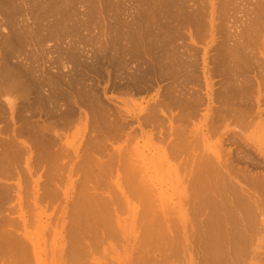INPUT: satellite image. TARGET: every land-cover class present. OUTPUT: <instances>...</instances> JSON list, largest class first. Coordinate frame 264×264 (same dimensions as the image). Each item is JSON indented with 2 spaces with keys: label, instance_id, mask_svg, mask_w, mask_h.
Returning a JSON list of instances; mask_svg holds the SVG:
<instances>
[{
  "label": "bare ground",
  "instance_id": "bare-ground-1",
  "mask_svg": "<svg viewBox=\"0 0 264 264\" xmlns=\"http://www.w3.org/2000/svg\"><path fill=\"white\" fill-rule=\"evenodd\" d=\"M3 26L0 96L5 92L10 115L0 128V250L10 252L7 263L25 260L16 252L27 249L29 209L24 213L22 203L32 187L39 208L61 200L64 190L59 236L67 243L68 237L74 264L89 255L93 264H105L94 256L101 249L111 258L106 264L128 262L111 241L102 246L127 228L117 213L123 203L142 207L137 264H164L150 260L146 245L173 233L171 210L182 222L186 264H199L186 235L190 211L205 222L203 248L194 246L203 249V264H258L264 163L242 153L239 141L247 142L251 123L264 136V0H0ZM213 77L220 78L216 87ZM60 126L70 135L63 142ZM262 136L256 149L264 157ZM232 142L239 143L235 151L225 146ZM158 152L159 171L149 161ZM38 171L29 190L26 176ZM12 178L18 189L6 182ZM164 178L172 184L175 178L173 192ZM22 183L28 197L20 194ZM14 192L17 206L7 208ZM14 209L24 238L10 218ZM176 239L170 241L178 250Z\"/></svg>",
  "mask_w": 264,
  "mask_h": 264
},
{
  "label": "rangeland",
  "instance_id": "rangeland-1",
  "mask_svg": "<svg viewBox=\"0 0 264 264\" xmlns=\"http://www.w3.org/2000/svg\"><path fill=\"white\" fill-rule=\"evenodd\" d=\"M4 27V28H3ZM3 27H1L0 28V33H2V34H4L6 31L4 30L5 29V26H3ZM5 31V32H3V30ZM0 40H2V37L0 38ZM50 42L48 41V44H49ZM47 44V43H46ZM201 44H203V42L201 43ZM201 45H198L196 48L198 49V47H200ZM211 47H213V45L211 46ZM201 48L202 47H200V50H201ZM213 52V49L212 48H210V53H212ZM0 56H1V54H0ZM16 60V61H15ZM18 60H20V58L18 57V59L16 58H12V61L13 62H17ZM0 63H2V62H0ZM201 65V64H200ZM213 80L215 79V81H216V84H214V86L216 87L217 85H218V81H219V77L216 79V78H212ZM214 81V82H215ZM201 88H203V86L201 87ZM202 91H204L203 89H201ZM144 97H147V96H144ZM148 98V97H147ZM0 100L2 101V106H0V114H1V117H0V128L5 124V120H3V119H6L7 117H8V115H10V113H8L9 112V108H8V106L6 107L5 106V92L4 93H2L1 94V96H0ZM18 100H20V102H19V104L21 103V99H18ZM22 104V103H21ZM263 106H260V107H264V104H262ZM5 107H6V109H5ZM6 110V111H5ZM203 111V108H202V110H201V112ZM8 113V115H7V113ZM25 112H27V111H25ZM24 113V112H23ZM7 117H6V116ZM2 116L4 117L3 119H2ZM9 118H7V120H8ZM18 124H19V122H17ZM17 123L16 124H11V128L13 129L14 127H16V125H17ZM252 124V125H251ZM247 128H246V130H245V134L244 135H247V137L249 138V139H247V142L245 141V139H243L244 141L243 142H245V143H243V142H241V141H239V143H241V144H239L238 142L237 143H235V142H232V144H224L225 146H227V147H231V149L233 150V151H235V149H237V148H239L238 147V144H239V146L241 147L240 149V151L242 152V150L243 151H245L244 153H247L248 154V156H250V158H254V160L256 159V160H258V161H262V163H264V157H263V154H260V153H258L257 152V149L258 148H260L261 147V144H262V141H259V139H260V136H262V132H260L261 130H259V128H260V126H258V124H255V123H251ZM13 125H15V126H13ZM4 128H5V126H3ZM18 127V126H17ZM259 127V128H258ZM3 128V129H4ZM62 128V129H61ZM64 127H59L57 130L63 135L62 136V140H61V142H63V141H66L67 139H69L70 138V135H69V130H67V127H66V129L64 130L63 129ZM67 130V131H66ZM11 131V130H10ZM65 131V132H64ZM63 132V133H62ZM66 133V134H65ZM68 133V134H67ZM24 134H26V133H24ZM4 133L2 134V136L4 137ZM27 135V134H26ZM68 138H67V137ZM19 138H20V136H18ZM22 137V136H21ZM23 138V137H22ZM22 138H20V139H22ZM65 138H67V139H65ZM259 138V139H258ZM262 138H264V136H262ZM25 139V138H24ZM260 140H262V139H260ZM213 141H214V138H213ZM254 141H255V143H254ZM73 142V141H72ZM77 142H78V144L80 143V141L79 140H77L76 141V144L75 145H77ZM254 144H253V143ZM231 145V146H230ZM263 146V145H262ZM200 148V147H199ZM201 148H202V146H201ZM257 148V149H256ZM71 152H72V148H70L69 149ZM200 150H203V148L202 149H200ZM208 151V150H207ZM247 151V152H246ZM70 152V153H71ZM202 153V151H198V153ZM204 152V151H203ZM243 153V152H242ZM251 153V154H250ZM72 154V153H71ZM157 154V157L155 156ZM260 154V155H259ZM161 156V158H160V156ZM243 156V155H242ZM255 156V157H254ZM151 157H153L152 159L154 160V162H153V160L152 159H150ZM159 157V158H158ZM156 158H158V159H160V161H162L161 159H162V155L158 152V153H155L154 155H151L150 154V157H149V161L150 160H152V162L150 161V163L151 164H153L154 165V163H155V166H153L152 167V165L150 164V166L152 167V169H154L155 168V170H158L159 171V168H161L162 166V164H161V162L158 160V159H156ZM25 161V158L23 159V158H21V162H19V163H21L22 165H18V167H20V166H25V163H24V161ZM158 160V161H157ZM158 162H160V164L158 163ZM244 162H245V160L242 162V164H244ZM18 163V164H19ZM24 163V164H23ZM246 163V162H245ZM159 165V167H157ZM20 167V172H22V170L25 168V167ZM161 166V167H160ZM259 168L260 169H262L263 168V165L262 164H260V166H259ZM22 169V170H21ZM154 170V171H155ZM23 171H26V169L25 170H23ZM157 171V172H158ZM183 172V171H182ZM24 174H27L28 175V173L27 172H23ZM22 173V174H23ZM39 173H41V171H38V173L37 172H33L31 175H28V176H26L25 178L28 180V181H30V182H28L30 185L27 187L26 185L28 184V183H26V184H24V183H22L21 184V193L20 194H22L23 192V194H22V197H28L26 194H27V192H28V190H26L27 188L29 189V187L31 186V185H33V183H34V180H36V178L39 176ZM181 173V172H180ZM179 173V174H180ZM21 174V175H22ZM173 175V174H172ZM25 176V175H24ZM23 176V177H24ZM181 176V180L183 179V177L185 176V174L183 173V174H181L180 175ZM76 176H74L73 175V178H75ZM29 178V179H28ZM41 178V177H40ZM16 178H12L11 179V181L8 179V181L6 180V182L8 183V184H10L11 182H12V184L14 185V188L13 189H16L17 187H15L16 186V182H17V180H15ZM42 179H43V177H42ZM42 179H40V180H42ZM14 180V181H13ZM164 180H165V178H164ZM172 180H173V184L171 183V182H169V179H166L165 180V183H164V185H163V187H165V189H167L168 191H167V193H170V191L171 192H173V187H174V183H175V178L173 179L172 178ZM171 180V181H172ZM4 181V180H3ZM16 181V182H15ZM32 181H33V183H32ZM63 181H64V183H65V185H64V183H63ZM66 182H67V179L65 178V179H63L62 181H61V187L62 186H66ZM32 183V184H31ZM63 184V185H62ZM166 184V185H165ZM172 184V185H171ZM12 185V186H13ZM22 186H24V187H22ZM27 187V188H26ZM168 187V188H167ZM25 190H23V189ZM26 188V189H25ZM63 189L65 188V187H62ZM18 189V188H17ZM31 189V190H30ZM30 191L31 192H29L30 193V196H32V194H33V189H32V187H30ZM181 188H179V190H180ZM62 190V189H61ZM74 189H72V191H70V196L71 197H75V190L73 191ZM103 190V189H102ZM14 191H16V190H14ZM64 191V190H63ZM62 191V192H63ZM97 191H100V189L99 190H97ZM62 192L60 191V194H61V200H57V202L56 201H51V200H47V206L45 205L44 207H42L43 205L42 204H40V208L39 207H36L35 205H34V203L32 202V198L30 199L29 197L26 199H24L23 198V200H28V202L26 203H24V201H23V203H22V205H26V206H23L22 207V209H23V211H24V213H26L25 212V210H28V214H30V215H28L27 213H26V218H27V220L29 221V223H27V227H26V230H27V234H26V239L24 238V236L22 235V232L24 231V229H23V225H22V217L20 216L19 218L17 217V216H19V209L17 208V210H18V212H17V210L16 209H14L13 211H15L14 213L13 212H11L13 215H11L10 216V218L12 217V219L14 218L13 216H15V218H14V220H15V223L17 224V225H19V227H21V228H19V230L21 231V233H20V231H18V235H19V237L20 238H24L23 240L24 241H26V243L25 244H23V242L24 241H22V239H20L19 238V244H20V240H21V243L24 245V246H22L23 247V249L25 248V247H27V249L25 248V251L24 252H22V248L21 249H18V251L19 252H16V256H17V258L18 257H20V258H22V255H23V253H24V255H23V259H25L24 260V263L26 264H41L42 262H43V264H74V263H72V260L70 261V259H71V257H68L67 256V254L66 253H68V248H69V246H67L68 244H69V240H68V237L66 236V239H67V241H68V243L63 239V237L62 236H59V235H61L60 234V232H59V230H60V225H59V218H58V216L60 215V212L61 211H59L60 210V207L63 205V203H64V201L62 200L63 198V194H62ZM26 193V194H25ZM29 193H28V195H29ZM13 194H15L14 195V199H13V201L12 202H10L8 205H7V208H11V207H14L16 204L15 203H17V196H16V193L14 192V193H12V195ZM26 195V196H25ZM104 195V194H103ZM175 196V195H174ZM183 196V195H182ZM70 197V198H71ZM136 200V199H135ZM135 200H133L134 202H135ZM137 202H135L136 204H139V201L138 200H136ZM15 202V203H14ZM60 202V203H59ZM30 203V204H29ZM62 203V204H61ZM60 204H61V206H60ZM130 205H133V203H131ZM17 206V205H16ZM139 207H141V205H138ZM137 206V207H138ZM186 206H188V205H186ZM185 206V207H186ZM24 207H26V209L24 208ZM41 207H42V209H44V210H42L41 209ZM132 207V206H131ZM131 207H129L128 205H127V203H123L122 205H120V208L118 209V211H117V213L119 214L120 213V219L122 220L121 222L125 225V226H127V228L125 229V231H120L119 230V233L118 232H116L115 233V237L113 238V236H114V234H113V236L111 235V237L109 236V238H107V240L105 241L106 243H102V246L104 247V246H107V242H112V243H114V248H115V250H116V252L119 254V255H124L125 256V254L126 253H128V255L129 256H126V259L128 260L129 258V260H128V262H126V264L128 263V264H137V261H138V255H140L141 254V250L143 249V244H141V243H143L142 241H141V236L143 235H141V224H142V226H143V222H142V218H139V216H138V214H141L140 212V210H141V208H140V210H139V208H135V210H133V208H132V210H130V208ZM190 207V206H189ZM189 207H187V210L189 211L190 209H191V207L189 208ZM47 208V209H46ZM39 209V210H38ZM138 209V210H137ZM171 209V208H170ZM46 210V211H45ZM119 210H120V212H119ZM31 211V212H30ZM41 211V212H40ZM187 211V213H188V217H189V219H190V221L188 220L187 222H186V229H187V231H186V235L188 236V239L190 240V241H192L191 243H192V245L193 244H195L194 246H201L202 247V245H203V240H202V232H201V230H203V229H205L204 228V226H205V222L203 223V214H197V213H195V212H191L190 211V213ZM37 212H38V214H37ZM39 212H40V215H41V213H42V217L39 215ZM171 212L173 213H170L171 215H172V218L171 219H173L172 221H171V223H174L175 224V229L174 228H171V230H172V232L173 233H167V236H166V234L165 235H161L162 237L161 238H159L158 240H155V241H153L152 243H149V244H147L146 246H148V256L150 257V260H151V258H155V259H158V260H160V261H163L164 262V264H186V261L190 258L189 257V254H188V252L186 251V249H185V247H184V245H186V239H181V238H183V227H182V222L180 221V219H179V214L178 213H176V212H174L173 210H171ZM18 213V214H17ZM31 213H32V215H31ZM192 213H195V214H192ZM15 214V215H14ZM43 214H45V216L43 215ZM47 214V215H46ZM28 215V216H27ZM195 215V216H194ZM32 216V217H31ZM40 216V217H39ZM192 216V217H191ZM30 217V219H28ZM60 217V216H59ZM17 218H18V220H17ZM33 218V219H32ZM38 218H39V220H40V218H41V220L39 221L38 220ZM58 218V219H57ZM132 218V219H131ZM123 219H125V220H123ZM31 220H35V221H31ZM134 220V221H133ZM18 221H19V223H18ZM46 221V222H45ZM132 221H133V223H132ZM169 221V222H170ZM33 222V223H32ZM39 223V224H38ZM45 223H47L48 224V226H45V227H42V226H44V224ZM15 224V225H16ZM31 224V225H30ZM46 224V225H47ZM173 224V225H174ZM33 225V226H32ZM35 225V226H34ZM42 225V226H41ZM57 225V226H56ZM9 226V227H8ZM11 225H8V224H6V228H10V229H12V226L10 227ZM32 226V227H31ZM37 227V228H36ZM58 227V228H57ZM264 228V227H263ZM263 228H262V230H263ZM30 230V231H29ZM43 230V231H42ZM92 230V228L91 229H89V231H91ZM164 230H166V229H164ZM39 231V232H38ZM115 231H118V230H115ZM167 231V230H166ZM264 231V230H263ZM263 231H262V233H263ZM28 232H29V234H28ZM165 232V231H164ZM37 233V234H36ZM38 233H40V235L38 234ZM43 233V234H42ZM126 233V234H125ZM176 233L178 234V235H176ZM262 233L260 232L259 234H261L262 235ZM21 234V235H20ZM30 234H31V237H30ZM116 234H118V236L116 235ZM173 234V235H172ZM258 234V236H257V238L260 236V237H262L261 239H260V237L258 238L259 240H257V241H259L258 242V244H257V242H256V251L258 252V251H260L259 253H257L256 251V255H258V254H260L262 251V255L260 254V256H259V262H258V264H263L262 262L264 261V259H263V261L262 260H260V258L262 259V257H263V255H264V245L262 246V244H264V235H259ZM264 234V233H263ZM36 235V236H35ZM42 235V236H41ZM169 235H172V236H174V235H176L175 237H177V236H179V237H177V239L175 238V237H170ZM39 236L41 237V238H39ZM38 237V238H37ZM44 237V238H43ZM87 237H89V233L87 234ZM30 238H32L31 240H33L32 242H31V240H30ZM60 238V239H59ZM111 238V239H110ZM178 241V243L179 242H182V243H179V245L180 244H184L183 246L181 245V247H178V250H179V248H180V250L178 251V250H176V248H175V246H172V244H173V242H171L172 240H174V242H175V239ZM178 238H179V240H178ZM88 238H86V241H88L87 240ZM90 239V238H89ZM108 239H110V240H108ZM170 239H171V241H170ZM182 241H181V240ZM199 239L201 240V241H199ZM113 240V241H112ZM185 240V241H184ZM261 240H263L262 242H261ZM61 241V242H60ZM90 241V240H89ZM88 241V242H89ZM144 241V240H143ZM176 241V242H177ZM60 242V243H59ZM64 242H66V244L64 243ZM199 242H202L201 243V245H199L200 243ZM40 243V244H39ZM199 243V244H198ZM22 244H20V246L22 245ZM34 244V245H33ZM62 244V245H61ZM141 244V245H140ZM27 245V246H26ZM29 245V246H28ZM38 245H39V247H38ZM261 246V247H259V246ZM42 246V247H41ZM67 246V247H66ZM84 246H86L85 244H84ZM128 246V247H127ZM192 247V249L191 250H193V257H192V260H194V261H196L197 263H198V261H199V264H201L202 262H203V260H202V262L200 261L201 259H203V256L201 255V253H202V251L200 252V250L203 248H201L200 250H199V247L197 248V247ZM30 247V248H29ZM36 247H38V248H36ZM63 247H65V248H63ZM129 247H131V249L129 248ZM182 247H184V248H182ZM257 247H259V248H257ZM41 248V249H40ZM45 250H44V249ZM100 248V247H99ZM98 248V249H99ZM128 248V252H127V249ZM197 250V251H199V255H197L198 254V252H197V254H196V252H195V250ZM261 248V249H260ZM3 249H5V250H3ZM2 250H0V257L2 258H0L1 260H0V264H9V262L7 263L6 261H8V258H9V256H8V254L10 253L9 251H7V249H6V247L5 248H3ZM28 249H30V250H28ZM31 249H33V250H31ZM37 249H39V250H37ZM64 249V250H63ZM98 249H97V252H98ZM130 249V250H129ZM260 249V250H259ZM9 250V249H8ZM56 250H57V252H56ZM102 250V249H101ZM100 250V252L101 253H94V256L97 258V257H99L98 258V260H100L101 262H104L105 264L106 263H108L107 261H109L111 258H108L107 256H105L106 255V253H104L105 255L103 256V252ZM203 250V249H202ZM22 253H21V252ZM63 251H65V252H63ZM124 251H125V253H124ZM6 252V253H5ZM38 252V253H37ZM62 252V253H61ZM8 253V254H7ZM17 253H19V254H17ZM108 253V252H107ZM65 254V255H64ZM122 255V256H123ZM11 256H13V254L11 255ZM15 255H14V257H16ZM26 256V257H25ZM63 256V257H62ZM66 256V257H65ZM258 256H256V259L258 258ZM68 257V258H67ZM87 257V256H86ZM83 258V259H85V260H80V263L79 264H86V262L88 263V264H93V262L91 261L92 259V255L90 256L89 255V257L90 258ZM164 257H167L168 259H165V261H164ZM6 258V260H4ZM106 258H107V260H106ZM163 258V259H162ZM264 258V257H263ZM28 259V261H26ZM43 259V260H42ZM63 259V260H62ZM91 259V260H90ZM14 260H16V259H14ZM126 260V261H127ZM258 260V259H257ZM256 260V261H257ZM5 261V262H4ZM26 261V262H25ZM66 261V262H65ZM70 261V262H69ZM81 261H84V262H81ZM153 261V260H152ZM262 261V262H261ZM167 262V263H166ZM261 262V263H260ZM23 263V264H24ZM204 263V262H203ZM202 263V264H203ZM257 264V263H256Z\"/></svg>",
  "mask_w": 264,
  "mask_h": 264
}]
</instances>
